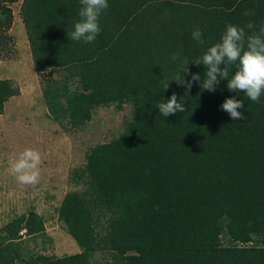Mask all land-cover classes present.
<instances>
[{
    "label": "trees",
    "instance_id": "16d2710c",
    "mask_svg": "<svg viewBox=\"0 0 264 264\" xmlns=\"http://www.w3.org/2000/svg\"><path fill=\"white\" fill-rule=\"evenodd\" d=\"M18 1L0 0V53ZM108 4L96 40L84 43L67 35L80 19V0H22L50 116L81 129L98 108L129 105L131 115L116 138L89 149L73 174L79 189L57 209L81 253H34L29 240L46 237L45 220L30 212L0 229V264H95L100 253L105 264H264V93L253 102L222 80L215 92L194 83L187 95L173 81L187 65L171 60L173 52L199 58L229 24L253 22L258 31L264 0ZM197 28L203 45L192 39ZM188 68L186 80L192 73L203 79V65ZM173 93L186 111L164 117L157 105ZM19 94L11 80H0V116ZM231 97L243 101L244 119L222 110Z\"/></svg>",
    "mask_w": 264,
    "mask_h": 264
},
{
    "label": "rangeland",
    "instance_id": "374dc122",
    "mask_svg": "<svg viewBox=\"0 0 264 264\" xmlns=\"http://www.w3.org/2000/svg\"><path fill=\"white\" fill-rule=\"evenodd\" d=\"M21 3L19 0L11 5V40L0 53V80H11L20 90L0 116V229L22 215L36 212L45 220L46 237L29 240V248L56 257L76 255L82 249L59 221L57 209L68 192L77 190L73 174L85 164L89 149L116 138L130 119L131 107L98 108L81 129L56 122L44 96L45 83L34 67ZM26 148L41 154L36 185H20L6 171L9 159ZM106 259L108 262L107 256L100 253L95 264H105Z\"/></svg>",
    "mask_w": 264,
    "mask_h": 264
},
{
    "label": "clouds",
    "instance_id": "9594fccd",
    "mask_svg": "<svg viewBox=\"0 0 264 264\" xmlns=\"http://www.w3.org/2000/svg\"><path fill=\"white\" fill-rule=\"evenodd\" d=\"M80 4L78 13L80 19L74 24V30L67 32V35L73 41L92 43L101 31L98 19L108 9V0H80ZM245 15H254V12L248 10ZM256 27L253 22L247 23L245 27L229 24L219 42L210 46L199 58L191 61L198 67L204 66L203 79L199 73H192L191 80H186L185 73L189 72L188 66L191 62L180 52H173L172 61L187 65L184 74H177L173 81L184 87L185 94L188 95L194 83H199L201 90L215 92L221 81L227 80L226 87L230 92H242L251 101L259 102L264 93V25H261L258 31H255ZM245 28L250 30L251 34H248ZM191 35L198 44L205 43L199 28L193 30ZM233 65H236V71L229 78V69ZM164 88L168 89L169 83L164 82ZM180 100L177 94L173 93L167 102L157 105L160 114L168 117L177 112H185L186 107ZM243 107V101L235 97L227 98L221 105L222 110L233 120L244 119L243 114L238 111ZM41 162L38 150L26 148L9 159L6 171L20 185H36L40 180Z\"/></svg>",
    "mask_w": 264,
    "mask_h": 264
}]
</instances>
